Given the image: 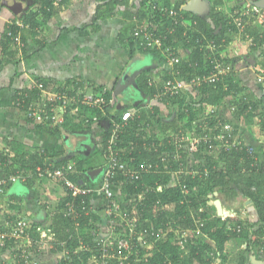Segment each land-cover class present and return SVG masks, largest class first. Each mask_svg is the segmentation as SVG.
I'll use <instances>...</instances> for the list:
<instances>
[{
	"label": "trees",
	"instance_id": "trees-1",
	"mask_svg": "<svg viewBox=\"0 0 264 264\" xmlns=\"http://www.w3.org/2000/svg\"><path fill=\"white\" fill-rule=\"evenodd\" d=\"M29 1L35 4L39 3V9L44 14L42 16L43 21L50 17L56 4V0ZM66 1L60 0L59 3ZM152 1L153 3L149 0H141L138 9L133 12L129 8H134L135 5H130L129 0H102V3L96 5L94 18L99 20L109 17L117 8L123 6L124 14L129 19L136 18L133 20V28L135 23L140 22L143 19L142 17L145 16V12L143 11L141 15V11L150 9V3H152L159 8L157 11H152L149 22L151 25L158 23L159 26L156 25V27L164 29L172 23L173 19L166 13L171 8L176 9L184 15L186 21L184 25L179 24L177 26L173 35H168L167 44L176 49L177 56H180L178 52L185 50L189 57L182 58L171 69L165 70L166 67L163 68L162 76L159 77L158 75L156 77L157 82L153 84H149V79L152 78L149 71H142L136 77V84L141 92V97L134 108L128 105L114 114L110 113L109 107L104 108V113L99 109H85L83 114L85 117L90 118L88 122L83 116H79V121H76L75 116L66 115L65 122L61 127L69 131H82L92 123L101 124L102 121L107 119H118L125 110H134L132 118L127 120L124 130L119 135L120 157L123 161L128 160L129 165L135 164L138 166L143 162H156L158 167L155 171L142 174L136 181L123 180L121 176L115 177V198L120 203L121 208L127 211L128 217L136 220L139 226L138 233H141V227H144L150 230L153 229L157 233L161 230V232L165 231V237L156 242H151L150 248L139 246L141 261L135 262V260H132L130 264H167V261H170L171 264H211L214 262L211 253H218L217 255L222 256L223 261L229 254L235 253L234 257L237 258V264H251L248 260V254L252 251L257 258L264 260V157L261 149L262 143L254 146L239 137V145L226 148L222 141L213 138L214 132H212L209 139L200 143L198 149L191 153L190 158L196 161L197 164H192L190 169L196 170L195 172L198 170L199 173L181 174L179 180L176 181L173 180L170 172L179 166L186 167L189 154L184 152L183 149L177 151L173 142L169 143V138H165L164 145L159 147L158 150H150L141 137L147 133L148 129L152 132V127L156 125L164 130L169 127L174 128L177 125V122H168L161 117L160 111L163 107L161 104L169 109L168 115L176 113L177 120L181 122L186 119L184 125L190 127L192 122L202 115L206 106L215 105L223 98L234 97L239 93L242 95L237 96L236 100L232 98L230 100L231 103L236 104L238 116L246 117L249 119V123H254L253 119L257 116L260 132L264 135V97L253 99L251 93L245 92L246 86H241L238 80L235 79L233 71L220 75L216 82L203 83L199 87L187 90L176 97H165L161 101L155 99V95L160 89L159 85L172 77L171 72L184 78L196 74H208L209 68L213 66L210 64L212 62L211 58L223 65L228 64L232 70L233 66L239 62L251 63L253 59L250 55L257 49H261L259 55L255 56V61L260 65H264V49H262L264 45V26L261 25L260 29L253 26L251 21L254 18H250V22L244 28V33L248 34L250 39L248 55L222 56L221 52L225 50L226 45L238 33V28L231 21L232 16L217 9L222 0H214L210 9L199 11H184L183 9L189 8L190 3H185L183 0L181 2L178 0L179 2L173 4L169 0ZM37 17V11H27L21 14L20 19L27 26L26 29L31 32L38 25L36 23ZM242 18L247 20L246 16H242ZM9 27L14 31L22 30L15 23H11ZM243 37L247 40L245 36ZM2 40V50L4 51L11 44L9 38L5 35V31ZM21 41L23 46H17L16 50L6 53L8 58L15 57L16 51L24 54L26 36L23 33H21ZM210 41H213L216 46L213 50L208 46ZM127 48L129 58H132L136 52H149L155 55L154 57L157 58L161 66L166 65L160 52L143 50L134 42L131 36L127 38ZM100 90L102 88H99L98 91ZM112 91L113 86L106 88V97ZM34 97L39 98L38 91L31 92L29 96L27 93L25 102ZM147 100L155 102L146 106L147 109L142 106L140 108V105ZM93 115L97 117L95 122L91 120ZM53 129L52 131H59L60 127ZM109 133V128L104 131V143L109 137ZM251 135L255 138L254 134ZM146 141L150 143L151 139ZM173 153H177L179 157L174 159ZM162 157H164L163 160ZM67 163L69 162L64 161L52 166L60 167ZM81 167L82 163L77 160L74 163V172L70 174L71 179L87 186H93L92 183L79 181V176L76 173L83 171ZM205 171H207L206 174ZM209 193H217V196L219 195L221 199L224 196L231 199L237 196L249 198L257 211L256 221L244 226L241 223L242 221L235 216L221 217L215 213L212 215L211 208L215 212L216 209L214 206L210 207L208 205ZM87 198L90 201L92 196H87ZM71 199V194L66 190V196L59 206L60 209L52 213V223L49 226V230L64 241V246H59V249L65 252L59 257L57 264H89L90 259L93 257L92 254L98 255L95 241L100 237L92 236L91 232L100 230L99 235H101V226L105 225L107 228L105 212L102 211L103 206L98 211H92L90 208L88 214H83L78 219L80 228L77 232L73 227L72 220L63 216L62 213L64 203ZM102 199L104 198L102 197ZM10 217L14 219L17 216L10 215ZM199 221L202 222V225L198 228L196 222ZM228 225H231L232 228H228ZM238 225L240 226L239 231L236 230ZM169 228H172V230L170 231ZM197 228L203 237L198 235ZM184 230H189L190 235L186 247L182 249L180 240ZM115 233L121 237L126 235L122 225L116 227ZM34 234L32 232V235ZM252 236H254V239ZM79 238L93 246V250L79 249ZM149 238L154 241V237L150 236ZM236 238L242 239L244 246L242 245L243 247L241 246L238 250L236 249V252H233L232 239ZM134 241L136 243L140 242L137 236L134 237ZM5 245L15 248L16 242L9 240ZM16 252H19V249ZM131 258L134 259L133 256ZM109 264H112V262ZM113 264H117V261H114Z\"/></svg>",
	"mask_w": 264,
	"mask_h": 264
},
{
	"label": "crops",
	"instance_id": "crops-1",
	"mask_svg": "<svg viewBox=\"0 0 264 264\" xmlns=\"http://www.w3.org/2000/svg\"><path fill=\"white\" fill-rule=\"evenodd\" d=\"M24 1L27 2L26 7L22 12H17L9 7L10 0H0V224L10 215L28 218L32 222V232L35 233L32 235L31 232V249H33L36 264H57L59 257L65 252L59 249V246H64V241L51 232L49 226L52 223V213L60 209L59 206L66 196V190L62 183L52 178L45 168L64 161L74 164L79 160L83 170L76 173L79 176V181L92 183L93 186L98 185L106 163L103 136L106 129L109 128L110 131V119L102 121L101 124L92 123L82 131H69L63 127H60L59 131H52L55 127L35 123L26 116L28 103L39 99L34 97L25 102L27 93L29 96L31 92L39 91L33 88L36 81L43 82L46 87L52 90L61 88L63 85L70 88L80 87L87 92H96L99 88L108 89L111 86L114 88L117 79L133 58L131 73L135 76V81L136 77L144 70H148L152 78H156L158 75L161 77L163 68L166 67L165 70H168V66H161L157 58L154 57L155 55L149 52H136L132 58L128 57L127 38L131 36L133 20L136 18L129 19L124 14L123 6L117 8L111 16L96 20L94 18L95 8L97 4L102 3V0H67L64 3H59L60 0H56L52 14L46 21H43L44 14L39 9V3ZM140 1L129 0L130 5H135L134 8L130 7L129 9L136 12ZM149 1L153 3L152 0ZM183 1L185 3L193 2V0ZM207 1L204 2L209 4L208 9H210L214 0ZM169 2L173 4L179 1L169 0ZM245 2L246 0H222L217 9L231 14L236 5H243ZM152 3H150V9L141 11V15L144 11L145 16L135 25L144 23L148 26L150 24L154 28L156 25L159 26L158 23L151 25L149 22L152 11H157L159 8ZM203 8L205 7L201 9L204 10ZM231 8L232 10L229 12ZM183 10L187 11L188 9ZM27 11H37L36 23L38 25L31 32L26 29L27 26L23 27L24 29L20 33L26 36L24 54L16 51L15 57L8 58L6 53L16 50V47L10 44L4 50L5 52L2 50L4 31L11 22H22L20 16ZM252 25L259 28L262 24L256 21ZM233 38L225 47L226 51L231 50L233 53L229 55L224 50L221 55L232 57L247 54L249 40L244 39L245 42H242L236 41V36ZM235 48L240 49L241 53L235 54L234 52H238ZM243 49H247V51ZM262 49H264V45ZM260 51L261 49H257L250 55L253 59L251 63L239 62L231 70L239 84L246 86L245 92L251 93L253 99L264 97V81H259L256 72L251 68L257 63L255 56L257 57ZM178 53H180L181 59L189 57L185 50ZM142 54H150V62L136 66L137 62L135 61H140ZM210 71L211 68H209V73ZM197 75L199 74L194 76ZM130 91L122 97L117 96L118 103L109 107L111 114L128 105L134 108L139 103L141 97L139 93L138 96L130 95ZM18 94L24 95L23 105L16 103ZM237 96L239 97V95H235L229 98L235 99ZM153 102L155 101L147 100L140 105V108L142 106L147 109L146 106ZM161 106L163 107H161L160 113H166L168 108L163 104ZM131 111L134 113L133 109ZM101 112L104 113V110ZM254 119L259 121L257 116ZM252 134L255 138L251 137L249 144L255 146L262 143L261 149L264 157V135L260 132L259 127L255 128ZM144 135L141 136L142 139ZM146 140L144 143L147 148L154 150L151 143ZM125 162L128 163V160ZM174 171L170 172L171 177L172 174L174 176ZM215 194L217 195V193ZM218 198L222 203L224 213H228L229 210L238 211L239 214L235 217L239 220L247 219L248 216V223L256 221L257 211L249 198L237 196L232 199V206L229 205L230 200L227 197L224 196L221 199L218 196ZM90 202L92 211H98L103 206L102 211L104 212L105 202L98 194L93 195ZM72 223L78 232L80 223L74 220ZM101 227L103 236L106 226L102 225ZM45 234L53 237H44ZM252 238L254 239V236ZM232 242L233 252H236L237 247L241 244L240 238L232 239ZM242 245L244 246V244ZM14 249L16 247L0 246V264H19L18 252H16L17 249L14 252ZM234 254L228 255L229 259L225 261V264H237V258H233ZM250 254L255 255L253 251L250 252L248 260Z\"/></svg>",
	"mask_w": 264,
	"mask_h": 264
},
{
	"label": "built area",
	"instance_id": "built-area-1",
	"mask_svg": "<svg viewBox=\"0 0 264 264\" xmlns=\"http://www.w3.org/2000/svg\"><path fill=\"white\" fill-rule=\"evenodd\" d=\"M166 14L173 19L172 23L168 24L164 29L151 27L150 24L148 26L144 23H138L132 28L131 37L143 50L160 52L166 62L165 66H168V69H171V66L179 63L181 58L176 55L175 48L167 44V37L168 35H173L176 32L177 26H179V24L184 25L186 20L182 13H179L173 8L169 9ZM229 15L232 16V23L238 28L237 34L242 35V37L245 36L247 40L250 39L248 34L244 33V28L247 23L250 22V18H254L251 21V24L256 21L262 25L264 24V10L254 5L253 2H250L249 0H246L243 5H236V8ZM242 16H246L247 20H243ZM11 23H15L19 28L25 27V25L19 21H13ZM10 24L5 29V35L9 38L11 45L23 46L21 41V31L12 30L9 27ZM208 46L211 50L216 47L213 41L208 42ZM210 60H212L210 64L213 66L212 68L210 67L211 71L208 74H199L197 76L192 75L189 76V78H184L178 77L171 72L172 77L166 79L159 85L160 89L155 95V99L161 101L165 97H176L187 90L199 87L203 83L216 82L220 75H224L231 71L228 64L223 65L212 58ZM251 68L256 72L258 80L264 81V65L256 63L251 66ZM156 82V78L149 79V84ZM33 88L39 90V99L28 103L26 116L35 123L48 127H61L65 122L66 115L75 116L76 121H79V116H83L86 119V122H88L90 118L85 117L83 114L85 109H99L103 111L105 107H113L118 103V98L113 91L108 97H106V88H102V90L96 92H87L83 91L80 87L70 88L63 85L61 88L52 90L46 87L41 81H36L33 84ZM16 103L17 105L24 104L23 94H18ZM232 107L235 108V106ZM132 116L133 112L131 110H125L120 118L110 119L111 132L109 133V137L107 138L103 149L106 163L102 170L101 180L98 185L87 186L83 183L72 180L70 174L74 172L73 163H67L60 167L47 166L45 168L49 172V175L60 181L65 190H67L72 196V199L67 200L63 205V216L78 222V219L83 214H88L90 208L93 209L87 196L98 194L104 198V212L107 220V228L105 235L103 236L99 235L100 230L91 232L92 236L100 237L95 241L98 255L96 256L95 254H92L93 257L90 259L89 264H109L110 262L113 264L114 261H117V264H130L132 260L139 262L141 261L139 246L142 245L150 248L151 242L158 241L162 235L165 237V231H163V233L161 230L157 233L154 232L153 229L150 230L144 227H141V233H138L139 226L137 225L136 220L128 217L127 211L121 208L120 203L115 198V177L121 176L123 180L136 181L142 176V174L155 171L156 167H158L156 162H143L138 166L135 164L129 165V163H126L120 157L121 149L118 147L119 135L124 130L127 120L132 118ZM91 120L97 121L96 115H93ZM217 121L213 138L222 141L226 148L239 145L240 142L234 137V128L232 124L224 123L223 121L220 122L219 120ZM194 130H196L194 135H185V131L181 130V132L176 133L178 134L176 135L178 138L176 140L173 139L174 141L171 142H173L177 151L183 149L184 152L191 154L198 149L200 143L206 142L209 139L211 133L210 129L203 130L202 126H195ZM158 145H161V142L151 144L154 150H158ZM173 157L174 159H177L179 155L174 153ZM163 159L164 157H162V160ZM189 174H197V172L191 170ZM120 225H122L123 230L126 231V235L122 237L117 236L115 233L116 227H119ZM201 225L202 223H200V226ZM236 230H240L239 225L236 227ZM188 231L189 230H184L182 232L180 240V247L182 249L187 245ZM31 232L32 222L26 217H16L14 219L6 218L0 224V246H4L9 240L15 241L16 249H19L17 254L19 264H36L31 250ZM196 232H199L198 228L196 229ZM185 233H187V236H185ZM135 236H137V239L140 241L139 243L134 241ZM150 236L154 237V241H151L152 239L149 238ZM44 237L52 238L53 236L50 237L45 234ZM79 249L90 251L93 250V246L80 239ZM217 254L211 253L214 262L219 264L221 258L219 257L220 255ZM131 256H133L134 259H132ZM145 260L147 261V259ZM167 264H171V262L167 261Z\"/></svg>",
	"mask_w": 264,
	"mask_h": 264
},
{
	"label": "rangeland",
	"instance_id": "rangeland-1",
	"mask_svg": "<svg viewBox=\"0 0 264 264\" xmlns=\"http://www.w3.org/2000/svg\"><path fill=\"white\" fill-rule=\"evenodd\" d=\"M204 1L205 0H202V3H204V5H205V8H203V9L206 10L209 7L208 6L209 4L205 3ZM229 10H230L229 12H231L232 8L229 9ZM24 28H26V27H24ZM24 28H22V29H24ZM235 36H236V39H235L236 41H242V42L244 41L245 42L244 38L241 37L242 35H238L237 34ZM235 36H234V38H235ZM15 47L17 48V46H15ZM235 49L238 51V52H234L235 54L241 53L240 49H238V48H235ZM247 49L246 50L243 49V50L247 51ZM225 52H226V54H229V55L233 53V51H231V50L230 51H226L225 50ZM150 56H151L150 54H142L141 60L140 61H138V60L135 61V62H137L136 66L142 65V63L150 62V59H149ZM130 92H131L130 95L131 94H135L136 96H138V92L135 91L134 89H132ZM239 96H240V94H239ZM236 99L237 98H235L234 100H236ZM230 100H232V99H230L229 97L228 98H223L222 100H220L215 105L206 106L204 111L202 112V115L199 118L195 119L192 122V125L190 127H186L184 125V124H186V119H184L181 122L178 121L176 113H172V114L168 115V111H169V109H168V111L166 113H164V112L161 113V117L163 119H165L166 121H168V122H171V121L172 122H177V125H175L174 128L173 127L165 128V130L160 128V127L158 128V126L156 125V126L152 127V132H151L150 129L147 130V133L144 135L143 140L145 141L146 139H151V141H153V142H156V141L157 142H161V145H158V147H161V146L164 145L163 142H164L165 138H169V143H171V141L176 140L178 138V137H176V135H178L176 133L177 132L178 133L181 132L179 130H184L185 131V135H194L196 133V130H194L195 126H202L203 130L204 129L205 130L206 129H210L211 133H212V132H214L216 130L215 127H216V124L218 122L217 120H219L220 122L223 121L224 123L232 124V126L234 128L233 129L234 130V137H235L236 140H239V137H241L242 139L245 140L246 143H249L250 140H251V134L253 133L255 128L259 127V125H258L259 123H258V121L256 119H253L255 121L254 123H249L248 122L249 119H247L246 117H243L241 115L238 116V110H236L237 106H236L235 103H231ZM233 102H235V101H233ZM232 106H235V108H233ZM181 126L184 127V128H182ZM176 129H177V131H176ZM153 142H150V143L152 144ZM188 154H189V160L187 162V166L184 167V168H182L181 166H179L178 168H175V171L173 172L174 176L172 174L173 180H176V181L179 180L181 174H185V173L189 174L191 172L190 166L192 164L193 165L197 164L196 161H194L192 158H190L192 156V154H190V153H188ZM215 155H216V153H215ZM175 157H176V155H175ZM214 157H216V156H214ZM193 171H196V170H193ZM197 173H199L198 170H197ZM205 173H207V171H205ZM175 175L177 176L176 178H175ZM208 196H210L209 197L210 200H208L209 201L208 205L210 207H212V206H214L212 202L215 199H219L218 198L219 195L217 196L215 193H209ZM227 199L230 200V204L229 205L232 206L233 200L231 198H228V197H227ZM211 210H212L211 211L212 215H214V213L216 214V212L212 208H211ZM232 212H233V210H229L228 213H226V212L223 213V215L221 217H231V216H235V215L239 214L238 211L237 212H233V214H232ZM247 219H248V216H247ZM247 219L246 218L242 219V222H241L242 225L246 226V224L248 223ZM200 223H202V222L201 221L196 222V225H197L198 228L200 226ZM230 226L231 225H228V228H232ZM233 228H234V226H233ZM169 230L171 231L172 228H169ZM197 233H198L199 236L203 237L200 232H197ZM185 234L184 235L187 236V233H185ZM189 235H190V233L188 231V236ZM160 237L162 238V237H164V235H162ZM240 241H241V244L237 247V250L242 246V244L244 242L242 239H240ZM219 257L222 260L219 264H225L226 263L225 261L227 259H229V258H227L228 257L227 256V257H225V259L223 261L222 256H219ZM211 264H216V262H212Z\"/></svg>",
	"mask_w": 264,
	"mask_h": 264
},
{
	"label": "water",
	"instance_id": "water-1",
	"mask_svg": "<svg viewBox=\"0 0 264 264\" xmlns=\"http://www.w3.org/2000/svg\"><path fill=\"white\" fill-rule=\"evenodd\" d=\"M26 4L27 2L24 0H10L9 7L13 8L17 12H22L26 7ZM253 4L264 9V0L253 1ZM202 7H205L204 3H202V0H193V2H190L189 8L187 9L191 11H199ZM136 57H138V55H136ZM133 62L134 58L132 59V62L127 65L126 69L122 72L121 76L117 79L113 88V92L116 95L123 96L132 89H134L139 93V95H141V92L137 88V84L135 82V76H133V74L131 73V71H133ZM212 203L216 209L217 216H222L224 212L221 201L219 199H215ZM249 260L251 264H264L263 260L257 259L256 256L253 254L249 255Z\"/></svg>",
	"mask_w": 264,
	"mask_h": 264
},
{
	"label": "flooded vegetation",
	"instance_id": "flooded-vegetation-1",
	"mask_svg": "<svg viewBox=\"0 0 264 264\" xmlns=\"http://www.w3.org/2000/svg\"><path fill=\"white\" fill-rule=\"evenodd\" d=\"M136 82V81H135ZM116 96H118V95H116ZM120 97V96H119ZM122 97V96H121Z\"/></svg>",
	"mask_w": 264,
	"mask_h": 264
},
{
	"label": "clouds",
	"instance_id": "clouds-1",
	"mask_svg": "<svg viewBox=\"0 0 264 264\" xmlns=\"http://www.w3.org/2000/svg\"><path fill=\"white\" fill-rule=\"evenodd\" d=\"M186 19V18H185Z\"/></svg>",
	"mask_w": 264,
	"mask_h": 264
}]
</instances>
